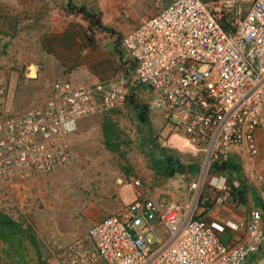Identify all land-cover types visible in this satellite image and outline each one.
Masks as SVG:
<instances>
[{
    "label": "built area",
    "instance_id": "2783aa9c",
    "mask_svg": "<svg viewBox=\"0 0 264 264\" xmlns=\"http://www.w3.org/2000/svg\"><path fill=\"white\" fill-rule=\"evenodd\" d=\"M165 1L156 0V14L142 17L119 40L120 52L135 65L133 79L119 75L79 85L57 79L44 103L0 120V184L7 186L72 164L77 123L123 107L133 86L144 90L148 109L162 113L173 132L205 151L188 203L140 195L88 229L92 249L81 240L68 244L63 264H259L251 260L264 242L259 210L224 224L195 213L220 207L237 187L227 185L225 172L211 173L212 165L228 161L241 144L257 154L255 132L264 121V0ZM4 90L0 78V95ZM209 178L218 192L213 198L202 194ZM139 219L142 229L152 233L160 225L165 235L147 240L135 227ZM223 232L231 235L227 244Z\"/></svg>",
    "mask_w": 264,
    "mask_h": 264
},
{
    "label": "crops",
    "instance_id": "0c3cea01",
    "mask_svg": "<svg viewBox=\"0 0 264 264\" xmlns=\"http://www.w3.org/2000/svg\"><path fill=\"white\" fill-rule=\"evenodd\" d=\"M171 1H165L163 6ZM94 2L105 5L99 6L102 8L97 11L102 17L99 20L113 33L100 29L95 23L97 13L94 15L88 10ZM118 2L127 8L124 18L128 20L118 19L122 11L121 8L119 14L116 13ZM72 7L85 8L93 18L75 11L68 12ZM158 9L156 0H0V54L6 55L0 58V72L32 68L35 73L33 79L38 81L43 79L44 69L50 68V84L38 105L47 100L54 80L79 85L91 79H114L122 75L128 62L119 50L118 40L134 29L142 17L152 16ZM12 76H9V84ZM77 125V133L73 132L70 141L72 139L71 146L75 149L81 146V150L85 147L86 134L80 130L81 120ZM255 139V156L244 144L233 147L229 156L228 162L235 169L225 175L227 185H237L234 198L230 197L208 213L198 209L196 218L221 224L236 223L246 220L251 209L264 208V122L257 128ZM83 155L76 154L78 159L72 165L59 167L48 175L33 176L8 186L0 184V213L19 224L17 236L10 237L8 241L19 242L21 249L14 252L13 258L17 259L10 262L63 264L60 255L68 244L81 240L92 249V243L87 239L92 225L118 212L140 195L156 196V189L153 192L145 188L140 180L121 173L115 177V168L105 159H85ZM155 160L152 159V163ZM158 161L160 159L155 162ZM135 181L140 185L136 186ZM125 182H130L132 188L126 189ZM188 191L191 192L189 188ZM212 191L216 190L211 187L206 193L212 197ZM5 200L8 202L3 203ZM28 228L32 231L36 247L25 236ZM136 228L146 239L148 234H153L151 242L163 237L156 233L159 227L153 228L152 233L142 229L141 225ZM235 239L233 234L232 242ZM3 246L0 243V247ZM6 253L0 250L1 264L9 262ZM251 260L264 264V242Z\"/></svg>",
    "mask_w": 264,
    "mask_h": 264
},
{
    "label": "rangeland",
    "instance_id": "374dc122",
    "mask_svg": "<svg viewBox=\"0 0 264 264\" xmlns=\"http://www.w3.org/2000/svg\"><path fill=\"white\" fill-rule=\"evenodd\" d=\"M115 3L117 2L115 1ZM101 4L103 2H94L88 7V10H91L92 14L95 15L97 13L98 19L102 17L101 13L99 17L97 11L102 9L100 7H105V5ZM121 8V16H116H118V19L123 20L124 11L127 8L118 2L117 8H115L116 13L119 14ZM67 11L72 12L74 10L70 8ZM144 11L146 12V9ZM109 16L112 15L110 14ZM128 19L124 18V20ZM4 56H6L4 53L0 54L1 59ZM55 58L57 59L58 57L55 56ZM126 65L122 70V75L128 79H133L134 63L128 61ZM51 71L48 67L44 69L43 79L38 81L33 79L35 73L32 68L27 70H14L13 72L11 70L0 72V76L5 78L3 79L5 90L0 95V120L12 114L20 113L22 110L25 111L28 107L38 105L43 95L46 94L47 86L50 84L49 81L52 77ZM31 72L34 73L33 76H31ZM11 75L15 78L12 76L9 84V76ZM131 90L132 88L129 90V93ZM137 99L140 104L147 105V94L144 90L138 91ZM81 123L83 125H81L80 130L86 134L85 147L80 150L81 146H77L76 149L72 146L73 161L78 159V156H76L78 153H83V158L85 159H105L115 168V177L121 174L129 175L130 178L140 180L145 188L147 187L153 192L156 189L155 193L157 194L155 197H151L152 199L158 201L162 199L174 200L180 198L183 201H187V203L189 202L192 192H189L188 188L201 169L200 166L205 159V151L203 148H196L189 145L182 134L173 132L172 127L162 113L148 109V121L143 124L138 120L129 104L126 103L123 107L105 115L81 119ZM74 131L77 133L76 129ZM105 134L109 138V143H105V139H107ZM71 144L73 145L72 139ZM162 153L166 155L162 156ZM170 155L173 157L170 159L172 165L170 168L173 170V173L168 176L166 172L162 173L158 171L155 161L160 159L167 162V156ZM155 158L156 160L152 163V159ZM177 162L183 165L185 172H182L179 168L175 170L178 167ZM161 166L166 165L162 163L160 164ZM209 181L210 178L204 184L203 190L205 192L211 188ZM125 184L128 187L126 189L132 188L130 182H125ZM211 193L212 197L218 194L217 191H212ZM6 202L8 200L3 201V203ZM141 224L142 221L139 219L135 222V227ZM158 227L156 233L160 236L161 234L165 235L164 228L160 225ZM151 235L153 236V234ZM151 235H147L149 241H153Z\"/></svg>",
    "mask_w": 264,
    "mask_h": 264
},
{
    "label": "trees",
    "instance_id": "16d2710c",
    "mask_svg": "<svg viewBox=\"0 0 264 264\" xmlns=\"http://www.w3.org/2000/svg\"><path fill=\"white\" fill-rule=\"evenodd\" d=\"M72 9L76 12V14H82L85 17L93 18L90 15V13L88 11H86V9L83 7H79V8L73 7ZM95 23L97 24V26L100 29H102L108 33H113L111 29L102 25V23L100 22L99 19H96ZM131 88H132V90L129 93L127 104H129V106L135 112L138 120L141 123L145 124L148 121V107H147V105L140 104L138 99H137V93H138V91H141V89L138 86H133ZM104 133H106V132L104 131ZM105 136H106V134H105ZM106 138L107 139H105V143H109V138L107 136H106ZM111 147H112V145H111ZM164 155H166V154L162 153V156H164ZM167 157H168V159H166L167 162H165V160H160L159 162L156 163L159 172H162V173L166 172V171H163L160 167V164H162V163L165 164L166 167L172 166L170 159L173 157H171V155L167 156ZM177 164H178V167L175 170H178V168H179V170H181L182 172H185V168L183 167V165H181L178 162H177ZM234 169L235 168L231 163H229L228 161H225V162L220 163V164L212 165V167L210 168V172L211 173H214V172L229 173L231 170H234ZM233 192H234V188L230 193V197L234 198ZM202 194L208 196V194L204 190H203ZM213 197H210V198H213ZM259 209H261L264 212V208L262 206ZM263 215H264V213L262 214V219H263ZM28 229L29 230H27L28 232H26L25 236L29 237V239L31 241V245L36 247V241L33 238L32 231L30 228H28ZM9 231H12V234L9 233ZM16 231L19 232V224H17L16 222L12 221L7 216L0 213V243L4 245L3 247H0V250L3 253H4V251L7 252L6 255H7V259L9 261L8 264H16V263L10 262V260L17 259V257L13 258L14 252H16L17 249H19V250L21 249V248H19V246H20L19 242L10 243L8 241L10 237H13V236L16 237L17 236ZM9 251H10V254L8 253ZM23 264H25V263H23Z\"/></svg>",
    "mask_w": 264,
    "mask_h": 264
},
{
    "label": "water",
    "instance_id": "95a60500",
    "mask_svg": "<svg viewBox=\"0 0 264 264\" xmlns=\"http://www.w3.org/2000/svg\"><path fill=\"white\" fill-rule=\"evenodd\" d=\"M163 171H166L167 175L170 176L173 173V170H171V168L168 169V167L166 166H161ZM261 213H263V211L261 209H259ZM231 235L228 232H223L220 235V240L223 244H227L229 239H230Z\"/></svg>",
    "mask_w": 264,
    "mask_h": 264
},
{
    "label": "bare ground",
    "instance_id": "6f19581e",
    "mask_svg": "<svg viewBox=\"0 0 264 264\" xmlns=\"http://www.w3.org/2000/svg\"><path fill=\"white\" fill-rule=\"evenodd\" d=\"M34 72V71H33ZM33 72H31V76H33L34 75V73Z\"/></svg>",
    "mask_w": 264,
    "mask_h": 264
},
{
    "label": "flooded vegetation",
    "instance_id": "af4514ba",
    "mask_svg": "<svg viewBox=\"0 0 264 264\" xmlns=\"http://www.w3.org/2000/svg\"><path fill=\"white\" fill-rule=\"evenodd\" d=\"M170 167L168 166V169H169Z\"/></svg>",
    "mask_w": 264,
    "mask_h": 264
}]
</instances>
